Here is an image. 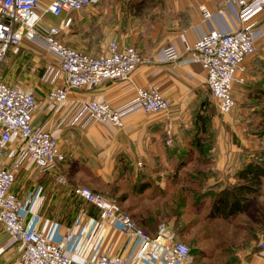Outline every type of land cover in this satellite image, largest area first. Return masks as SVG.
Instances as JSON below:
<instances>
[{"label":"crops","instance_id":"obj_1","mask_svg":"<svg viewBox=\"0 0 264 264\" xmlns=\"http://www.w3.org/2000/svg\"><path fill=\"white\" fill-rule=\"evenodd\" d=\"M51 1L38 0L41 7ZM204 9L211 13L208 19L203 16ZM67 16L71 22L59 34L62 42L99 54L114 39L135 46L144 60L127 79L70 89L65 114L51 107L46 97L52 83L47 81L46 90L36 85L42 95L36 96L32 124L57 134L62 158L48 169L26 162L17 168L10 189L26 201L21 210L24 222L57 242L71 232L66 248L73 264H82L103 248L128 254L139 248L140 239L125 236L115 221L100 220L99 209L75 196L73 186L87 185L114 198L150 236L163 222L176 237L174 217L167 216L170 202L186 184L187 174L204 170L208 173L206 185L212 189L240 183L257 189L244 212L232 220H244V242H239L236 251L240 264H262L264 251L259 241L264 238V169L252 163L264 160V3L245 23L259 28L261 34L255 51L234 73L231 90L235 105L227 112L218 109L202 64L191 59L195 38L210 26L227 31L242 25L226 0H99L57 16L44 12L41 22L58 24ZM32 46L23 40L7 52L11 64L20 58L23 77L34 75L36 66L44 67L36 56H30L27 48ZM165 47H172L176 58L167 59ZM23 55L28 57L27 63L21 61ZM1 79L26 86L20 80ZM148 84L169 100L168 109H134L124 115L121 128L90 119L68 123L80 101L106 99L120 105L133 95L135 86ZM203 114L208 115L206 130L195 134V119ZM168 122L170 135L166 132ZM16 144L12 141L2 155L5 165L12 162L11 149ZM59 174L66 182L57 180ZM75 198L90 211H79ZM203 209L206 212V206ZM162 259L163 253L153 259L151 254L135 251L133 264H161ZM0 264H22L21 248L1 224Z\"/></svg>","mask_w":264,"mask_h":264},{"label":"built area","instance_id":"obj_2","mask_svg":"<svg viewBox=\"0 0 264 264\" xmlns=\"http://www.w3.org/2000/svg\"><path fill=\"white\" fill-rule=\"evenodd\" d=\"M98 1L52 0L46 7H41L38 0H0V64L5 60L8 49L21 45L23 40L43 48L50 60L44 64L42 78L52 83L46 97L51 107L60 113L68 112L70 89L98 85L106 80L127 79L144 60L135 46L119 44L114 39L109 40L107 50L99 54H88L62 42L59 34L70 24L71 16L58 24L44 25L41 22L44 12L57 16L62 11L77 10ZM263 3L264 0H226L227 7L242 25L227 31L210 26L195 38L191 47V59L199 61L206 70L208 87L221 112H227L235 105L231 90L234 73L243 67L245 57L255 51L261 34L259 28L248 27L245 23L262 8ZM210 15L204 9V18L208 19ZM27 49L32 51L30 47ZM163 51L167 59L177 56L172 47H165ZM36 104L31 88L9 84L0 77V224L10 240L21 248L22 264H73V256L66 248L72 233L68 232L62 242H57L49 239L41 229L30 227L21 214L26 201L10 189L17 168L24 162L48 169L62 158L57 134L32 124ZM169 105V100L152 84L137 85L133 95L120 105L106 99L78 102L68 123L90 119L121 128L124 115L134 109L161 111L168 109ZM166 132L170 135L171 122L167 123ZM12 141L17 143L11 149L13 160L5 165L2 155ZM166 142H170L169 136ZM57 180L66 182L61 174ZM73 194L97 207L100 219L115 221L125 236L140 239L139 248L128 254L103 248L82 264H133L135 251L153 255L156 247L162 248L161 264H187L191 260L188 244L174 239L163 222L150 236L114 198L83 184L74 185ZM259 246L264 251V238L259 241Z\"/></svg>","mask_w":264,"mask_h":264},{"label":"rangeland","instance_id":"obj_3","mask_svg":"<svg viewBox=\"0 0 264 264\" xmlns=\"http://www.w3.org/2000/svg\"><path fill=\"white\" fill-rule=\"evenodd\" d=\"M32 45V51L29 52L30 56H36L42 64H45L47 59L50 60L43 48L35 44ZM19 53L17 51L16 55ZM19 59L11 64L7 53L6 59L0 64V77L9 82L20 80L26 87L32 89L35 96L40 97L42 94L36 85L44 90L47 88L45 84L48 86L47 81L42 78L44 67L36 66L34 75L23 77L20 67L22 64L18 62ZM27 60H29L27 56L21 57L22 62L27 63ZM75 206L78 207L79 211H90L86 204L78 198H75ZM204 214L205 209L198 213L184 211L181 216L180 223L182 225L188 224L193 219V222L185 229L183 237H174V239L184 241L189 246L192 244L195 247V251L191 252L192 258L187 264H240V259L233 260L232 253L238 250L239 242L244 239L242 234L244 220L237 217L232 221L224 219L206 221L203 217ZM155 250L156 253L152 255L153 259L161 255L162 248L156 247Z\"/></svg>","mask_w":264,"mask_h":264},{"label":"trees","instance_id":"obj_4","mask_svg":"<svg viewBox=\"0 0 264 264\" xmlns=\"http://www.w3.org/2000/svg\"><path fill=\"white\" fill-rule=\"evenodd\" d=\"M195 120V134L204 132L208 115H199ZM252 165L264 169V160L255 161ZM207 176L208 173L204 170L187 174L186 184L178 189L176 197L170 202L167 216L174 217V228L178 238L183 237L185 229L193 222L192 219L186 225L180 223L184 211L198 213L206 206V212L203 215L206 221L218 219L231 221L235 216L244 212L252 200L253 193L257 190L245 183L226 184L218 189H212L206 185ZM149 224L152 223L149 222ZM189 248L191 252L195 251L192 244ZM232 258L234 261L239 259L236 251H233Z\"/></svg>","mask_w":264,"mask_h":264}]
</instances>
